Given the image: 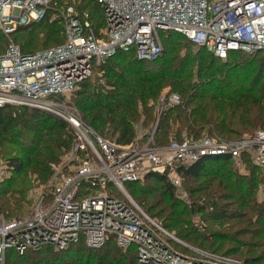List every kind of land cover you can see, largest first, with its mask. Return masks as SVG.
Wrapping results in <instances>:
<instances>
[{"label": "built area", "instance_id": "built-area-1", "mask_svg": "<svg viewBox=\"0 0 264 264\" xmlns=\"http://www.w3.org/2000/svg\"><path fill=\"white\" fill-rule=\"evenodd\" d=\"M103 27L95 32L75 0H0V33L9 39L0 55V109L38 110L64 121L75 136L50 179V194H39L30 214H0V264L43 247L55 252L83 243L98 249L108 241L132 248L139 264H242L180 241L132 199L127 184L148 174L165 175L176 198L189 205L181 169L206 157H227L240 174L247 164L264 167V129L237 140L202 134L156 145V131L135 127L120 145L86 125L73 104L80 83L105 85L101 67L119 50H134L139 61L162 54L161 34L177 33L196 49L225 61L231 52L264 56V0H97ZM48 21L61 24L64 42L23 54L11 40L17 30ZM175 94L161 95L157 117L179 106ZM241 169L242 172L239 170ZM11 175L0 159V183ZM194 225L203 228L199 217ZM180 247L181 250L176 249ZM8 252H10L8 254Z\"/></svg>", "mask_w": 264, "mask_h": 264}, {"label": "trees", "instance_id": "trees-1", "mask_svg": "<svg viewBox=\"0 0 264 264\" xmlns=\"http://www.w3.org/2000/svg\"><path fill=\"white\" fill-rule=\"evenodd\" d=\"M78 2V9L88 14L98 32L103 27V11L97 0ZM62 30L60 24L49 23L47 18L11 37L21 53L34 54L62 44ZM161 40L164 49L157 60L139 61L133 49L119 50L101 67L105 85L93 79L80 83L72 101L86 125L120 145L129 144L136 126L145 128L157 122L155 104L168 91L179 96L181 104L167 109L158 119L156 145L168 144L171 123L186 128L193 137L207 129L226 141L264 129L261 53L231 52L222 61L205 49L194 53L195 47L177 33L161 34ZM6 48L0 33V53ZM74 139L67 124L50 114L9 106L0 109V156L8 158L4 160L11 172L10 178L0 183V212L5 218H12L23 205L30 186L28 175L48 180L50 165L71 150ZM13 150L17 152L11 157ZM247 169L248 174H240L222 156L206 157L181 169L189 205L176 198L165 175L151 173L145 186L129 183L126 187L147 215L183 242L215 254L236 256L243 264H264V167L247 164ZM14 177H21L15 187ZM195 217H199L202 229L194 225ZM6 264L139 263L132 248L123 250L108 241L98 249L78 243L60 252L43 247L24 257L11 254Z\"/></svg>", "mask_w": 264, "mask_h": 264}, {"label": "rangeland", "instance_id": "rangeland-1", "mask_svg": "<svg viewBox=\"0 0 264 264\" xmlns=\"http://www.w3.org/2000/svg\"><path fill=\"white\" fill-rule=\"evenodd\" d=\"M76 2H78V1H80V0H75ZM100 9V8H99ZM101 11V10H100ZM101 13V12H100ZM98 14H99V12H98ZM97 14V15H98ZM101 18V16H97L96 17V19H100ZM50 23V22H49ZM59 24V23H58ZM43 25V24H42ZM61 25V24H60ZM62 36H63V32H62ZM64 37V36H63ZM4 40H5V46L7 47V45L9 44V39L7 38V37H5L4 36ZM11 40L13 41V37H11ZM162 49H164V46L162 45ZM6 50V49H5ZM197 51H199L198 49H196V48H193V52L194 53H196ZM0 54H2V53H0ZM163 94L164 95H169V94H171V93H168V91H165V92H163ZM179 97V96H178ZM180 99V98H179ZM181 100V99H180ZM45 113V112H44ZM161 117V116H160ZM159 117V118H160ZM158 118V119H159ZM157 119V122L153 125V126H147V127H145V128H142L141 127V129H142V131H152V130H157V127H158V120ZM257 130H259V128L258 129H255L254 131H252V133H254L255 131H257ZM179 131V134L177 133ZM177 134V135H176ZM202 134H208V135H211V133L207 130V129H202V131H200V133H199V135H197V136H200V135H202ZM245 135L246 134H249V132L247 133H244ZM251 134V133H250ZM183 135H185V136H189V137H193L194 136V134L192 133V134H189V132L186 130V128H184V129H180V127H179V124H175V125H172V123H171V125H170V132H169V134H168V136H167V138H168V141H170V139L171 138H173V137H181V136H183ZM243 135V134H242ZM178 137V138H179ZM14 152L13 153H10V156L11 157H13L14 155H16V150H13ZM66 153L67 152H65V153H62L60 156H59V160H60V162H59V160H58V162L57 163H53L52 165H50V170L52 171V174L50 175V177L48 178V180H46V181H44V182H42V181H40V180H38V178H37V176L36 175H28V177H27V179H28V182H29V184H30V186L27 188V190H26V192H25V199H24V203H23V205L18 209V212L17 213H15V214H12L11 216L12 217H15V216H25V215H28V214H30V212H31V210H32V208H33V206L35 205V203H36V201H37V198H38V196H39V194L40 193H42L43 195H45V194H50V190L48 189V184H49V182H50V179L52 178V176H53V174H54V172H55V169H57L58 167H59V165L61 164V159L66 155ZM0 159H2V160H4V159H8V158H4V157H1L0 156ZM234 170H236L235 168H233ZM241 172H242V170L241 169H239ZM237 171V170H236ZM244 173L245 174H248V169L247 168H245L244 169ZM23 175H25V172H24V174ZM22 175V176H23ZM11 176V175H10ZM10 176L8 177V179L10 178ZM16 179V180H15ZM13 180H15V183L12 185L13 187H15L16 185H17V182H19L20 180H21V177H14L13 178ZM6 181H3V182H1V183H5ZM138 187L139 186H145L146 185V181H145V179L143 180V181H140V182H138ZM183 190H184V188H183ZM185 191V190H184ZM174 194H176V192L174 191ZM131 196V195H130ZM7 197V196H6ZM132 197V196H131ZM137 205H138V203H136ZM3 214V215H6L5 213H3V212H0V214ZM174 235H175V233L174 232H172ZM175 237H176V235H175ZM177 238V237H176ZM180 240V239H179ZM180 241H182V240H180ZM184 243H186L187 245H189V246H191V247H194V248H197V247H195V246H193V245H191L190 243H188V242H184ZM176 249H178V250H181V248L180 247H176ZM197 249H200V248H197ZM200 250H202V251H205V250H203V249H200ZM241 252H242V250H241ZM217 255H220V254H217ZM223 256H226V255H223ZM229 257H232L233 259H237L238 261H240V263H242L243 264V261L240 259V258H238V257H236V256H229Z\"/></svg>", "mask_w": 264, "mask_h": 264}]
</instances>
